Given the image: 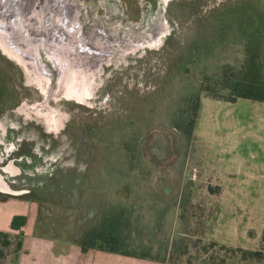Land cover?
Returning a JSON list of instances; mask_svg holds the SVG:
<instances>
[{"label":"rangeland","instance_id":"obj_1","mask_svg":"<svg viewBox=\"0 0 264 264\" xmlns=\"http://www.w3.org/2000/svg\"><path fill=\"white\" fill-rule=\"evenodd\" d=\"M262 38L264 0H0V171L26 191H0V221L27 217L0 264L25 244L80 246L111 202L112 168L138 149L192 182L182 264L232 263L221 245L264 253V102L204 91L189 145L175 127L204 77Z\"/></svg>","mask_w":264,"mask_h":264},{"label":"trees","instance_id":"obj_2","mask_svg":"<svg viewBox=\"0 0 264 264\" xmlns=\"http://www.w3.org/2000/svg\"><path fill=\"white\" fill-rule=\"evenodd\" d=\"M245 51L240 62L223 64L212 77H204L210 82L209 87L198 88L191 96L193 113L183 111L182 125L175 126L183 130L188 145L204 91L227 102L234 103L240 98L264 102V39L250 41ZM143 154L148 155L146 159ZM125 157L112 168L119 179L113 186L111 202L100 213V221L84 231L82 253L98 249L155 264H182V258L189 255L193 246L186 213L192 198V182L171 183L165 174L168 163L146 151L138 149ZM167 188L170 193L165 191ZM26 223L25 215H15L11 227L19 231ZM2 238L5 245L10 244L8 232L0 231V241ZM216 246L217 242L206 243L202 251ZM220 250L231 254L233 262L237 259L228 264H264V253L260 251L227 245H221ZM225 261L214 258L209 264H226ZM187 264L191 262L188 260Z\"/></svg>","mask_w":264,"mask_h":264},{"label":"crops","instance_id":"obj_3","mask_svg":"<svg viewBox=\"0 0 264 264\" xmlns=\"http://www.w3.org/2000/svg\"><path fill=\"white\" fill-rule=\"evenodd\" d=\"M6 221H0V231L19 232L13 230L11 223L15 214H12ZM18 215V214H16ZM32 236V233H26ZM24 251L16 264H155L148 261L119 256L114 253L91 249L82 253L81 246L66 247L65 253L57 254L52 248L46 249L34 244H25Z\"/></svg>","mask_w":264,"mask_h":264},{"label":"flooded vegetation","instance_id":"obj_4","mask_svg":"<svg viewBox=\"0 0 264 264\" xmlns=\"http://www.w3.org/2000/svg\"><path fill=\"white\" fill-rule=\"evenodd\" d=\"M157 34H158V36H157V38L158 37H162V35H163V28H161L160 30H158V32H157ZM156 34V35H157ZM155 35V36H156ZM154 38V37H153ZM149 40H151V39H148V40H146V42L147 41H149ZM7 159L6 158H4L3 159V162H5ZM10 170H8L7 168L4 170L5 172H7V173H10V174H12V175H15V174H13V171H14V166H10V168H9ZM13 170V171H12ZM0 182L1 183H3L4 182V184H6L8 187H9V185H8V183L6 182V178H5V176H4V174L0 171ZM0 183V186L1 185H3V184H1ZM5 189H7L6 187H4ZM9 188H11V187H9ZM12 189V188H11ZM1 191V190H0ZM2 192H4V193H8V192H5V191H2ZM19 192V191H18ZM26 192V191H25ZM24 191H23V193H25Z\"/></svg>","mask_w":264,"mask_h":264},{"label":"bare ground","instance_id":"obj_5","mask_svg":"<svg viewBox=\"0 0 264 264\" xmlns=\"http://www.w3.org/2000/svg\"><path fill=\"white\" fill-rule=\"evenodd\" d=\"M163 35H164V32H163ZM163 35H162V37H163ZM157 36H158V34H157ZM157 36H155L154 38H153V43L155 42L156 44L158 43L159 44V41H160V39L162 38V37H158L157 38ZM148 42V41H147ZM150 42H151V40H150ZM161 42V41H160ZM162 144V143H161ZM156 145V144H155ZM163 145V144H162ZM157 146H160V145H157ZM8 170H10V169H8ZM1 183V182H0ZM1 184H3V185H1L0 186V190L1 191H5V192H8V193H12V194H14V195H19V194H22L23 192H18V191H15V190H13V189H11V188H9L6 184H4V182L3 183H1ZM4 187H6L7 189H5Z\"/></svg>","mask_w":264,"mask_h":264}]
</instances>
